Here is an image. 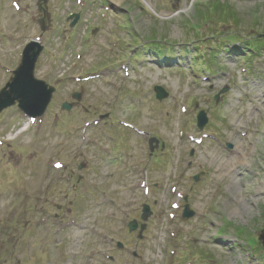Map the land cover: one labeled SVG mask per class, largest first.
Wrapping results in <instances>:
<instances>
[{
  "label": "rangeland",
  "instance_id": "374dc122",
  "mask_svg": "<svg viewBox=\"0 0 264 264\" xmlns=\"http://www.w3.org/2000/svg\"><path fill=\"white\" fill-rule=\"evenodd\" d=\"M39 19L34 76L55 91L40 118L0 113V264H264V0H0V90ZM144 134L160 141L147 194ZM118 152L133 168L115 181Z\"/></svg>",
  "mask_w": 264,
  "mask_h": 264
},
{
  "label": "water",
  "instance_id": "95a60500",
  "mask_svg": "<svg viewBox=\"0 0 264 264\" xmlns=\"http://www.w3.org/2000/svg\"><path fill=\"white\" fill-rule=\"evenodd\" d=\"M43 1L45 2L46 0ZM70 18H73V21L70 24L72 27L76 23L78 15H72ZM40 29L42 32L44 31L42 20L40 21ZM259 38L264 39V32L259 35ZM41 51L42 45L38 39L30 40L22 49L18 66L12 71V77H10L9 81L0 90V113L3 110L16 105L18 110L30 119L39 118L44 114L51 100L52 93L54 92V87L49 86L44 81L34 77L35 64ZM153 90L158 101L167 97V93L161 87L156 86ZM224 92L225 90L220 91V93ZM76 97L78 98L77 95ZM214 100L215 102L218 101V95L214 97ZM70 107L71 106L66 103L61 105V108L66 111H68ZM103 117H107V115H103L100 119ZM206 122L207 118L205 113L200 111L196 116L197 128L202 130ZM157 145L158 140L156 138L151 137L148 140L150 152H152ZM150 214L151 212L149 211L148 206L144 205L140 215V220L142 221V225L139 230L140 235L145 228V223ZM193 214L194 212L188 209V205H185L181 216L184 219H189L193 216ZM136 222L137 221L135 220L130 221L128 224L129 232L136 229ZM140 235L139 238H141ZM258 240L264 247V228L260 230ZM117 245L118 247H122L121 243H117ZM133 254L135 255V253Z\"/></svg>",
  "mask_w": 264,
  "mask_h": 264
},
{
  "label": "flooded vegetation",
  "instance_id": "af4514ba",
  "mask_svg": "<svg viewBox=\"0 0 264 264\" xmlns=\"http://www.w3.org/2000/svg\"><path fill=\"white\" fill-rule=\"evenodd\" d=\"M72 105L74 106V104L72 103ZM105 125H106V123H103V129L102 130H104V128H105ZM144 138H146V140H147V135H144L143 136ZM147 142V141H146ZM157 152H154L152 155H150L149 153L147 154V157H146V159H144V161L143 162H141L140 163V165H141V168H140V172L144 175V180L147 182V183H152V182H149V179H150V177H151V174H150V172L154 169V168H157L156 166H151V164H152V160H153V158H154V156H155V154H156ZM101 154H104V152L103 153H101ZM130 154H128L127 152H125L124 154L122 153V152H118V153H116V155L115 154H112V155H110V154H106V156H105V159H106V161H105V163L103 164V165H105V166H109V165H112V164H115V162H118L116 165H120V167H118V168H115V171H113V175H112V173H110L109 174V176L110 175H112V177H115V181H119V180H121L124 176H127L126 174H125V172L127 171L128 172V170H132V168L133 167H131V165H129V163H127V161H129L130 160V156H129ZM116 157V158H115ZM102 159V158H101ZM126 160V161H125ZM108 161V162H107ZM164 162H165V160H164ZM182 163V162H181ZM191 163V162H190ZM187 164H189L188 162H187ZM85 163H81V164H79V165H77V170H82V169H84L85 168ZM80 170V171H81ZM134 172H136V170H134ZM137 173V172H136ZM181 174V170L178 172V175H180ZM101 177V176H100ZM114 181V182H115ZM85 177H83V176H81V175H79L77 178H76V180H75V183L72 185V189L73 190H77L78 188H83V186L85 185ZM111 186H113V185H111ZM100 188H105L106 187V185H104V186H99ZM97 189H98V187H96ZM112 189H114V190H118V189H120L118 186H116V187H114V188H112ZM131 192V191H130ZM139 207H135V209L133 210V211H135V212H137V209H138ZM136 217V216H135ZM134 218V217H133ZM138 218H139V214H138ZM130 219H132V218H130ZM130 219H128L127 220V222L130 220ZM140 226V223H138V226L137 227H139Z\"/></svg>",
  "mask_w": 264,
  "mask_h": 264
},
{
  "label": "trees",
  "instance_id": "16d2710c",
  "mask_svg": "<svg viewBox=\"0 0 264 264\" xmlns=\"http://www.w3.org/2000/svg\"><path fill=\"white\" fill-rule=\"evenodd\" d=\"M224 8L222 7L221 10H220V15L222 14V16L224 17V21L226 20L227 21V18H230V13H231V10L228 9V10H223ZM221 16H219L218 20L220 19ZM149 42H155L153 40H148Z\"/></svg>",
  "mask_w": 264,
  "mask_h": 264
},
{
  "label": "snow or ice",
  "instance_id": "6c2138e0",
  "mask_svg": "<svg viewBox=\"0 0 264 264\" xmlns=\"http://www.w3.org/2000/svg\"><path fill=\"white\" fill-rule=\"evenodd\" d=\"M56 167H60V165H56Z\"/></svg>",
  "mask_w": 264,
  "mask_h": 264
},
{
  "label": "bare ground",
  "instance_id": "6f19581e",
  "mask_svg": "<svg viewBox=\"0 0 264 264\" xmlns=\"http://www.w3.org/2000/svg\"><path fill=\"white\" fill-rule=\"evenodd\" d=\"M233 160H234V158H233ZM236 161V160H235Z\"/></svg>",
  "mask_w": 264,
  "mask_h": 264
}]
</instances>
